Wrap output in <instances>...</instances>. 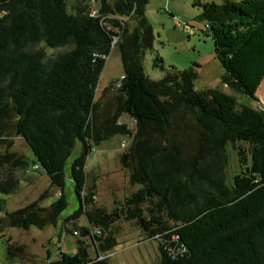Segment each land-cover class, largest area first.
Wrapping results in <instances>:
<instances>
[{
    "label": "trees",
    "instance_id": "obj_1",
    "mask_svg": "<svg viewBox=\"0 0 264 264\" xmlns=\"http://www.w3.org/2000/svg\"><path fill=\"white\" fill-rule=\"evenodd\" d=\"M149 1L97 0L98 14L91 16L83 2L69 15L65 0H0V192L18 189L5 167L10 156L5 138L12 130L60 193L49 207L35 201L0 217V238L7 228L56 224L68 206L64 167L76 142L82 148L70 177L78 199L92 144L115 135L132 139L120 162L130 183L141 186L119 211L85 212L89 226L79 230L92 241L95 258L88 257L82 241L76 254L60 252L50 262L14 245L7 247L8 258L21 264H106L97 257L112 250L116 239L112 233L103 237L104 232L123 216L157 241L158 264H264V110L238 105L234 96L217 89L196 91L192 67L171 68L164 78L148 80L141 61L153 42L145 17ZM193 1L202 8L200 18L225 70L222 83L257 101L264 78V0ZM124 17L134 21L132 30L122 23ZM114 39L123 77L95 101ZM40 42L69 50L47 57L30 49ZM123 114L135 120L133 133L119 124ZM228 150L239 169L230 185ZM28 165L23 156L13 168ZM3 208L0 201V212Z\"/></svg>",
    "mask_w": 264,
    "mask_h": 264
},
{
    "label": "rangeland",
    "instance_id": "obj_2",
    "mask_svg": "<svg viewBox=\"0 0 264 264\" xmlns=\"http://www.w3.org/2000/svg\"><path fill=\"white\" fill-rule=\"evenodd\" d=\"M83 2L87 12L91 16H97V0H65V10L69 15L76 14V6ZM193 0H150L145 9V17L151 26L153 42L150 49L144 51L141 68L144 76L150 81H158L165 77L167 72L174 68L183 71L192 67L197 77L194 81V89L203 91L217 89L225 94L234 96L238 105L251 106L258 110H264V78L256 91L257 101L251 100L243 93L236 92L222 83L225 74L221 63L216 58L214 46L209 36L206 24L200 16L202 8L193 5ZM201 3L221 4L222 0H200ZM130 30L135 26L133 20L122 18ZM178 23V24H177ZM117 40L112 42V48L105 60L104 68L100 74L94 100L97 101L103 90L111 84H115L123 77V68ZM69 47L56 49L48 48L43 42L37 43L30 49H38L47 57L68 51ZM161 62H156V58ZM119 124L126 125L132 133L135 130V120L127 114L121 115ZM8 148L5 150L10 156L5 164L15 175L18 181V189L15 193L6 194L0 192V201L4 203L0 217L6 213L24 208L38 201L39 206L49 207L54 203L59 190L51 186L50 180L42 168H36L34 156L25 144L24 140L9 131L5 138ZM132 139L125 135H115L98 145L92 144L91 151L85 163L86 184L84 191L77 198L74 192L73 182L70 177L72 161L79 156L81 144L76 142L71 156L64 167L65 187L64 195L68 206L57 219L55 225L44 228L30 227L7 228L0 238V264H21L17 258L7 257L8 245L24 246L26 252L37 258L40 262H50L59 258L60 252L68 255L77 253L78 241L83 242L88 257L93 259L96 254L89 237H81L80 228L88 227L85 212L95 208H102L106 213L124 208L126 199L141 188L139 184L132 185L129 179V170L122 167L121 155L126 152ZM233 152V151H232ZM228 150L229 164L226 167V183L232 184L233 173L238 171L235 154ZM28 160L25 170L15 169L16 160L21 157ZM95 194L90 198V192ZM86 198L92 199L90 202ZM147 204L142 205V213L147 215ZM168 224H172L168 222ZM93 233L100 235L99 230L93 228ZM99 233V234H98ZM112 233L116 239V246L109 252L101 254L100 260L106 264H158L159 251L157 241L150 239L143 232L135 220H126L120 216L103 237ZM23 264H35L24 261Z\"/></svg>",
    "mask_w": 264,
    "mask_h": 264
},
{
    "label": "built area",
    "instance_id": "obj_3",
    "mask_svg": "<svg viewBox=\"0 0 264 264\" xmlns=\"http://www.w3.org/2000/svg\"><path fill=\"white\" fill-rule=\"evenodd\" d=\"M178 24V23H177ZM114 40H116V39H114ZM103 257H101V255L100 256H98L97 257V260H99L100 261V259H102Z\"/></svg>",
    "mask_w": 264,
    "mask_h": 264
}]
</instances>
